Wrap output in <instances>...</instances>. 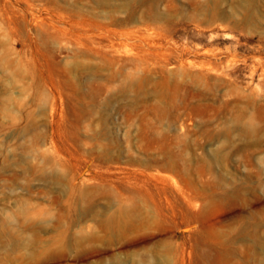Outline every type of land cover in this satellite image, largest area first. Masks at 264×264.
I'll list each match as a JSON object with an SVG mask.
<instances>
[{
	"label": "rangeland",
	"instance_id": "374dc122",
	"mask_svg": "<svg viewBox=\"0 0 264 264\" xmlns=\"http://www.w3.org/2000/svg\"><path fill=\"white\" fill-rule=\"evenodd\" d=\"M0 264H264V0H0Z\"/></svg>",
	"mask_w": 264,
	"mask_h": 264
}]
</instances>
